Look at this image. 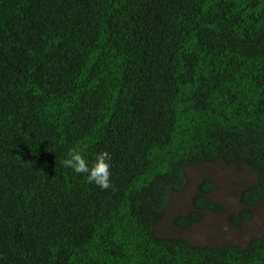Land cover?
<instances>
[{
  "label": "trees",
  "instance_id": "trees-1",
  "mask_svg": "<svg viewBox=\"0 0 264 264\" xmlns=\"http://www.w3.org/2000/svg\"><path fill=\"white\" fill-rule=\"evenodd\" d=\"M108 151L101 190L61 161ZM246 164L264 198V0H0V264H264V238L159 235L186 170ZM202 178L190 228L226 208Z\"/></svg>",
  "mask_w": 264,
  "mask_h": 264
},
{
  "label": "rangeland",
  "instance_id": "rangeland-1",
  "mask_svg": "<svg viewBox=\"0 0 264 264\" xmlns=\"http://www.w3.org/2000/svg\"><path fill=\"white\" fill-rule=\"evenodd\" d=\"M189 183L181 192H173L157 227L159 235L181 237L191 243L219 244L231 242L245 244L252 237L264 238V198L252 207L251 220L232 225L228 216L237 214L242 205L239 200L241 189L253 184L256 173L246 164H226L222 161L202 163L186 170ZM202 178H210L215 183L211 197L226 210L222 214L210 211L203 213L202 220L190 228H180L174 224L177 215H185L191 209V198L196 193Z\"/></svg>",
  "mask_w": 264,
  "mask_h": 264
},
{
  "label": "clouds",
  "instance_id": "clouds-1",
  "mask_svg": "<svg viewBox=\"0 0 264 264\" xmlns=\"http://www.w3.org/2000/svg\"><path fill=\"white\" fill-rule=\"evenodd\" d=\"M88 146L78 144L70 149L61 161L66 169L72 170L77 175H82L89 185H94L101 190H107L112 185V158L108 151L98 152L94 158L87 156Z\"/></svg>",
  "mask_w": 264,
  "mask_h": 264
}]
</instances>
